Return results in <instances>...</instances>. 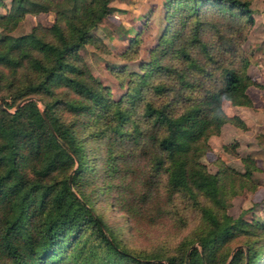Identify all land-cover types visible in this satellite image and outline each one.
<instances>
[{"label": "trees", "instance_id": "1", "mask_svg": "<svg viewBox=\"0 0 264 264\" xmlns=\"http://www.w3.org/2000/svg\"><path fill=\"white\" fill-rule=\"evenodd\" d=\"M111 1L11 0L0 12V264H264V223L226 211L255 159L242 155L236 173L196 157L223 122L245 127L222 100L252 105L247 87L258 84L241 49L249 0H165L164 27L139 69L111 66L125 85L117 98L80 53L105 46L91 29ZM39 11L52 22L10 33ZM137 42L120 55L133 57ZM179 197L199 218L172 251L127 246L96 206L107 201L139 230Z\"/></svg>", "mask_w": 264, "mask_h": 264}, {"label": "rangeland", "instance_id": "2", "mask_svg": "<svg viewBox=\"0 0 264 264\" xmlns=\"http://www.w3.org/2000/svg\"><path fill=\"white\" fill-rule=\"evenodd\" d=\"M164 1L112 0L110 13L91 29V33L98 35L105 46L101 48L86 44L80 48L88 69L109 86L114 98L124 92L125 85L119 83L111 66L125 65L128 70L139 69L140 62L147 58L149 48L164 27ZM249 3L254 22L241 43V49L249 59L247 72L258 84L247 87L252 105H236L227 99L222 100L225 112L239 115L245 127L231 121L223 122L218 133L208 136L209 149H199L196 157L210 171H215L219 162H223L236 173H241L244 170L241 156L251 155L256 168L250 177H245V182L235 181L234 191L226 200V211L232 216L243 213L248 219L255 218L264 223V0H249ZM10 4L11 0H2L0 12H5ZM53 18L51 11L26 13L10 33L17 35L28 32L34 24L48 25ZM133 35L138 38L137 53L133 57H122L120 52ZM175 200V207L169 216L162 217L152 225L139 221V230L131 229L124 212L110 206L107 201H99L96 206L107 222L121 232L127 246L136 249L163 246L172 251L199 218L188 201L181 197Z\"/></svg>", "mask_w": 264, "mask_h": 264}, {"label": "water", "instance_id": "3", "mask_svg": "<svg viewBox=\"0 0 264 264\" xmlns=\"http://www.w3.org/2000/svg\"><path fill=\"white\" fill-rule=\"evenodd\" d=\"M20 103H21V101H19V102L16 104V106L19 105ZM0 104H2V99H1V97H0ZM42 115H43V117L45 118V120L48 122V120H47V118H46V116H45L44 110H42ZM50 128H51V126H50ZM62 143H63V145H65L66 147H68L64 142H62Z\"/></svg>", "mask_w": 264, "mask_h": 264}]
</instances>
